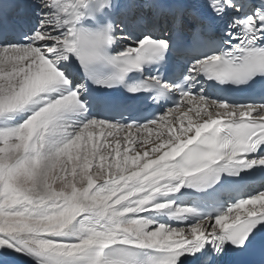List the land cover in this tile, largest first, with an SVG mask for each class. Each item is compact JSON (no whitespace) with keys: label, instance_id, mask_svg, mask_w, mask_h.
<instances>
[{"label":"snow or ice","instance_id":"obj_1","mask_svg":"<svg viewBox=\"0 0 264 264\" xmlns=\"http://www.w3.org/2000/svg\"><path fill=\"white\" fill-rule=\"evenodd\" d=\"M264 264V0H0V264Z\"/></svg>","mask_w":264,"mask_h":264},{"label":"bare ground","instance_id":"obj_2","mask_svg":"<svg viewBox=\"0 0 264 264\" xmlns=\"http://www.w3.org/2000/svg\"><path fill=\"white\" fill-rule=\"evenodd\" d=\"M9 260L12 261V264H31V261H27L22 258H15V259L9 258ZM8 264L10 263L8 262Z\"/></svg>","mask_w":264,"mask_h":264},{"label":"rangeland","instance_id":"obj_3","mask_svg":"<svg viewBox=\"0 0 264 264\" xmlns=\"http://www.w3.org/2000/svg\"><path fill=\"white\" fill-rule=\"evenodd\" d=\"M6 259H8L7 261H8L10 264H12V261H10L9 258H6Z\"/></svg>","mask_w":264,"mask_h":264}]
</instances>
